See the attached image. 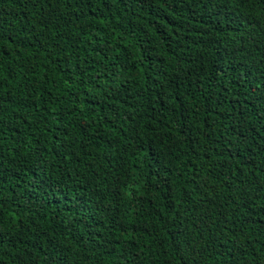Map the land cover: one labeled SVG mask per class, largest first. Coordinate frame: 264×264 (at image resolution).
Here are the masks:
<instances>
[{
  "label": "trees",
  "instance_id": "16d2710c",
  "mask_svg": "<svg viewBox=\"0 0 264 264\" xmlns=\"http://www.w3.org/2000/svg\"><path fill=\"white\" fill-rule=\"evenodd\" d=\"M0 264H264V0H0Z\"/></svg>",
  "mask_w": 264,
  "mask_h": 264
}]
</instances>
